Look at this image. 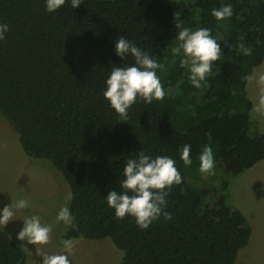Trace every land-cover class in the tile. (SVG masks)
<instances>
[{
	"label": "trees",
	"instance_id": "obj_1",
	"mask_svg": "<svg viewBox=\"0 0 264 264\" xmlns=\"http://www.w3.org/2000/svg\"><path fill=\"white\" fill-rule=\"evenodd\" d=\"M230 3L233 15L217 21L213 8ZM178 13L183 26L208 28L221 58L200 89L171 54ZM0 113L24 152L48 160L65 178L74 226L66 239H109L124 252L119 264H235L252 237L232 203L230 179L264 161V134L252 120L247 92L264 62V0H71L56 13L44 0H0ZM125 37L164 65L165 95L137 102L127 121L103 99L111 67L132 64L115 54ZM191 146L185 168L180 150ZM204 145L213 149L212 174L199 172ZM144 151L176 161L182 183L166 197L163 217L141 231L130 217L117 219L105 196L118 188L129 155ZM0 264H27V254L0 226Z\"/></svg>",
	"mask_w": 264,
	"mask_h": 264
},
{
	"label": "clouds",
	"instance_id": "obj_2",
	"mask_svg": "<svg viewBox=\"0 0 264 264\" xmlns=\"http://www.w3.org/2000/svg\"><path fill=\"white\" fill-rule=\"evenodd\" d=\"M66 3V0H44V11L56 13ZM73 9L80 7V0H71ZM211 15L222 21L233 15L230 3L220 8H213ZM176 28L175 40L178 42L171 48L174 57H180L179 66L187 68L188 79L195 89H200L214 67V62L221 58L220 44L212 37L208 28L200 27L192 30L183 26L178 13L174 15ZM10 27L0 23V41H3ZM116 56L122 60L128 56L133 63L126 66L113 65L104 81L103 99L108 102L109 108L123 121H127L129 109L139 101L152 104L153 101L163 99L165 91L161 84L158 70L164 65L149 53L136 46L132 41L121 36L114 41ZM254 83L258 90L256 101L251 111L264 116V73H255L245 77ZM191 146L185 144L180 150V160L185 168L193 163L190 152ZM199 172L212 174L215 166L213 149L204 145L198 156ZM121 179L118 188H113L104 197L107 206L114 211L117 219L126 216L134 220L141 230H147L150 225L163 217L164 221L173 219L172 214L166 211L169 190L182 183V176L176 167V161L169 156H155L154 158L144 151L129 155L123 164ZM71 197H69L70 199ZM31 205L26 199H18L3 208H0V226L5 228L10 221H16L14 216L17 210L30 209ZM68 206L59 209L56 221L70 226L73 223ZM23 224L16 234L18 241H26L28 245H46L52 233L51 226L41 222L35 214H25ZM64 252L42 254V264H72L70 251L73 242L69 239L61 241Z\"/></svg>",
	"mask_w": 264,
	"mask_h": 264
},
{
	"label": "rangeland",
	"instance_id": "obj_3",
	"mask_svg": "<svg viewBox=\"0 0 264 264\" xmlns=\"http://www.w3.org/2000/svg\"><path fill=\"white\" fill-rule=\"evenodd\" d=\"M264 73V62L254 69L253 74ZM247 92L252 102L257 98L258 90L254 83L248 81ZM252 120L257 121L264 134V116L252 112ZM261 164V165H259ZM246 170L237 178L230 179L232 203L246 217L253 229L255 247L248 245L242 249L235 264H264V161ZM69 186L62 173L48 160L36 159L27 155L22 149L18 136L0 113V208L26 199L31 207L17 210L16 221H10L6 232L27 254V264H42V254L64 252L61 241L70 226L56 221L59 209L69 204ZM40 216L41 222L51 226L52 233L46 245H28L18 241L16 234L22 227L25 214ZM73 247L69 253L72 264H119L124 252L118 249L109 239L93 241L70 239Z\"/></svg>",
	"mask_w": 264,
	"mask_h": 264
},
{
	"label": "crops",
	"instance_id": "obj_4",
	"mask_svg": "<svg viewBox=\"0 0 264 264\" xmlns=\"http://www.w3.org/2000/svg\"><path fill=\"white\" fill-rule=\"evenodd\" d=\"M259 165H261V164H259ZM252 231H253V229H252ZM256 238L261 239V237L259 235H256V233L253 236V232H252V237H251V240H250V243H249V245L251 247H255V242L254 241H255ZM260 250L262 251V250H264V248L262 247Z\"/></svg>",
	"mask_w": 264,
	"mask_h": 264
}]
</instances>
